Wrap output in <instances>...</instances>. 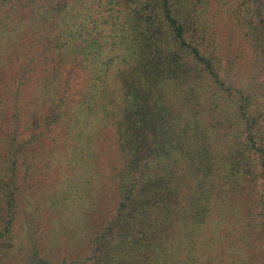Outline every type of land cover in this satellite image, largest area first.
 <instances>
[{
	"label": "trees",
	"instance_id": "trees-1",
	"mask_svg": "<svg viewBox=\"0 0 264 264\" xmlns=\"http://www.w3.org/2000/svg\"><path fill=\"white\" fill-rule=\"evenodd\" d=\"M35 1L0 0L3 25L11 19L16 33L0 54V103L13 107L0 129V258L211 264L202 231L233 195L243 197L237 215H253L243 228L255 221L264 234V83L238 85L223 65L213 32L219 0H42L28 18L43 32L40 57L27 59L20 15ZM229 12L264 68V0H232ZM29 72L38 76L31 84ZM107 141L113 210L78 255L51 253L35 228L43 203L33 194L25 212L22 189L53 152L39 154V167L23 157L52 142L95 158ZM240 216L231 217L237 225Z\"/></svg>",
	"mask_w": 264,
	"mask_h": 264
},
{
	"label": "rangeland",
	"instance_id": "rangeland-1",
	"mask_svg": "<svg viewBox=\"0 0 264 264\" xmlns=\"http://www.w3.org/2000/svg\"><path fill=\"white\" fill-rule=\"evenodd\" d=\"M41 3L42 0H36L35 4L27 5L20 15L21 22L17 19L21 23L26 50L29 49L27 59L40 57L43 32L37 20H33V25H29L28 18ZM231 3L232 0H219V3L216 2L212 8L216 14L213 32L217 50L223 57V65L228 67L227 70L236 84L260 85L264 83V68L259 62L253 61L250 47L242 36L235 32V26L229 16ZM4 23L3 16H0V54L4 53L9 43L14 42L13 35H16L13 32L15 25L12 20L10 19L7 27L3 25ZM65 71L66 69L62 70L63 76H66ZM76 72L78 69L73 71L72 76ZM36 73H28L29 84L34 82V76L38 77ZM1 105L2 103H0V129H3L7 118L4 113L7 110L11 112L13 107L11 102ZM29 131L28 129L27 132ZM1 134L3 135L2 131L0 136ZM221 140L219 143L222 142ZM105 144L97 150L95 158L83 147L77 150L65 148L53 150L52 142L33 146L23 157L34 167H39L42 160L40 155L53 152V156L47 160L48 169L40 177L30 179L31 187L27 189L25 186L22 189L25 200L22 209L25 212L30 208L29 199L33 194L36 195L40 205L43 203L36 217L35 228L39 229V234L44 237L43 246L51 253L60 256L78 255L79 248L85 245L84 237L90 234L87 233L88 230L113 210L115 203L113 183L105 174L108 171L107 160L112 152L110 148L107 149L108 141ZM63 154L66 158L69 156L71 158L69 163L67 161V166ZM51 162L52 166L49 164ZM93 163L96 165L93 166ZM242 200V196L226 197L224 203L219 204L220 207L203 228L199 245L203 252V260L209 256L212 260L211 264H264V234L259 231L255 221H251L250 229L243 228L242 223L245 224L253 215L248 216L249 218L244 212L241 216L237 215L238 211H243V208L238 206ZM234 214L241 217L242 220L238 223L240 226L233 222L235 218L231 217ZM224 215L229 218L221 221L220 217ZM20 225L22 226V222L16 226V229ZM16 255L15 251L2 254L0 264H9Z\"/></svg>",
	"mask_w": 264,
	"mask_h": 264
}]
</instances>
